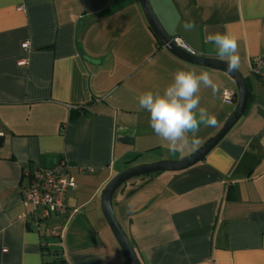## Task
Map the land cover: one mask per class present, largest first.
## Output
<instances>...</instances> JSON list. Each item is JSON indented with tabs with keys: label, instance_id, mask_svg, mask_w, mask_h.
Masks as SVG:
<instances>
[{
	"label": "crops",
	"instance_id": "0c3cea01",
	"mask_svg": "<svg viewBox=\"0 0 264 264\" xmlns=\"http://www.w3.org/2000/svg\"><path fill=\"white\" fill-rule=\"evenodd\" d=\"M150 2L166 31L198 55L219 58L205 37L230 28L253 96L204 161L120 188L117 221L141 264H264V86L250 72L253 59L264 57V0ZM180 68L207 71L219 85L215 94L200 91L201 106L218 120L201 126L200 147L234 110L221 95L236 84L162 45L140 0H0V264H56L42 244L65 218L36 219L26 195L31 171L61 161L75 181L65 202L78 209L62 242L69 263L128 264L102 191L131 166L199 148L169 151L138 103L141 93L162 92ZM80 108L85 114L72 119Z\"/></svg>",
	"mask_w": 264,
	"mask_h": 264
},
{
	"label": "clouds",
	"instance_id": "9594fccd",
	"mask_svg": "<svg viewBox=\"0 0 264 264\" xmlns=\"http://www.w3.org/2000/svg\"><path fill=\"white\" fill-rule=\"evenodd\" d=\"M186 28L194 27L187 23ZM205 43L213 44L219 59L226 62L229 72L240 67L239 37L230 29L209 33ZM201 88L219 91V85L207 71L177 69L171 82L163 91L141 93L138 103L149 113V125L154 133L167 142L169 151L183 152L191 147L195 150L201 144L197 133L201 126L216 127L215 114L201 106Z\"/></svg>",
	"mask_w": 264,
	"mask_h": 264
},
{
	"label": "water",
	"instance_id": "95a60500",
	"mask_svg": "<svg viewBox=\"0 0 264 264\" xmlns=\"http://www.w3.org/2000/svg\"><path fill=\"white\" fill-rule=\"evenodd\" d=\"M141 7L145 17L157 36L158 40L174 55L182 60L212 69L222 71L230 76L235 82L238 91V101L236 106L223 127L203 145L189 156L179 160H163L154 163L139 164L131 166L115 175L102 191V209L108 225L118 241L121 249L126 255L128 264H141L139 257L128 236L117 221L113 200L116 192L124 187L130 180L139 177H149L161 172H177L188 169L193 165L204 161L207 155L224 139V137L236 126L244 115L249 102L252 100V92L249 89L248 81L244 74L238 68L229 72L226 68V62L213 57H206L196 53L188 52L173 41V37L166 31L158 18L150 0H140Z\"/></svg>",
	"mask_w": 264,
	"mask_h": 264
},
{
	"label": "built area",
	"instance_id": "2783aa9c",
	"mask_svg": "<svg viewBox=\"0 0 264 264\" xmlns=\"http://www.w3.org/2000/svg\"><path fill=\"white\" fill-rule=\"evenodd\" d=\"M177 46L195 53L191 46L180 36L172 38ZM29 45L28 41L23 44L24 48ZM264 57L259 56L253 59L250 65V72L259 77L264 86ZM225 104H236L238 91L234 88H224L221 95ZM2 133L0 132V138ZM30 184L27 189L26 200L33 205V216L36 219L49 220L53 216L64 217L65 222L59 228H50L49 235L63 242L65 228L70 219L78 212V209H71L65 202V193L75 187V181L68 171L66 161L53 169H34L29 173ZM63 244V243H62Z\"/></svg>",
	"mask_w": 264,
	"mask_h": 264
},
{
	"label": "trees",
	"instance_id": "16d2710c",
	"mask_svg": "<svg viewBox=\"0 0 264 264\" xmlns=\"http://www.w3.org/2000/svg\"><path fill=\"white\" fill-rule=\"evenodd\" d=\"M83 114H85V110L80 108L78 111H75L72 114V119H76L80 115H83ZM52 240L57 241V243L53 242ZM62 246L63 245H62L60 240L49 235L46 237V240L43 242L42 249H43L44 253L46 251L47 253L53 255V262L54 263H56V264H70L69 260L65 256V252H64Z\"/></svg>",
	"mask_w": 264,
	"mask_h": 264
}]
</instances>
